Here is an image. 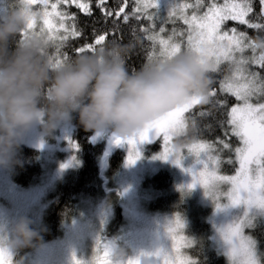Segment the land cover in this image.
<instances>
[{
  "label": "snow or ice",
  "instance_id": "1",
  "mask_svg": "<svg viewBox=\"0 0 264 264\" xmlns=\"http://www.w3.org/2000/svg\"><path fill=\"white\" fill-rule=\"evenodd\" d=\"M107 4L108 0H96L95 6L105 19L115 17L113 28L98 35L94 30V41L75 48L76 54L95 52L97 46L101 49L106 46L109 36L112 37V45L121 44L123 36L119 22L122 18L127 25L134 18L138 24L146 20L148 25L130 27L127 45L132 51L127 59L143 52L148 64L163 63L177 54L188 52L205 66L210 77L224 73L226 68L227 75L220 80L219 88L212 87L206 100L193 97L136 135L126 140L114 138V143L129 145V165L140 157L138 144L162 139L163 151L156 158L167 161L171 157L177 166H182L186 157L182 151L186 147L189 156L195 158V166L184 169L191 176L187 191L199 185L217 212L237 210L229 222L219 226L214 224L215 239L220 244L221 253L227 257L229 264H264V252L259 250L260 241L254 235L257 229L264 235V35L254 40L247 32L236 27L228 30L222 28L226 21H235L264 34V0H259L258 13L254 10L255 0H167L163 15L161 0H132L130 14L126 12L129 0H122L117 10H110ZM5 5L6 0H0V13L8 10L9 7ZM18 5L30 15L28 30L42 32L50 39L49 53L54 66L71 61L67 48L73 41L83 37V30L78 27L74 14L60 9L61 6L74 5L85 16H91V0H18ZM37 18H40L39 26ZM157 21L160 25L169 22L175 25L177 21H182L187 29L173 27L171 33L165 35L164 26L157 30ZM141 39L150 42V51H146L143 44H138ZM249 51L251 55L246 54ZM253 65L260 71L254 70ZM229 97L236 101L232 106H229ZM197 105L208 107L193 112ZM218 113L226 116V119L216 121L223 138L216 137L213 141L199 139L184 145L179 154L175 153L171 142L188 135L189 121L193 132L211 131L212 121ZM199 121L207 122L201 124ZM233 137L239 140V146L233 147L230 142ZM72 147L76 148L77 145L73 143ZM225 151L230 153L227 160L223 159ZM221 164H238L236 174H219ZM225 184L230 185V188L221 195V185ZM184 229L185 222L177 213L166 227L170 245L148 255L157 262L162 260V264H203L199 257L193 258L181 251L194 248L202 251L201 242L184 234ZM246 229L252 230L253 234L246 235ZM112 250L104 240L97 239L90 264H141L140 256L114 261ZM0 264H12L10 255L3 248H0ZM73 264L84 262L74 254Z\"/></svg>",
  "mask_w": 264,
  "mask_h": 264
},
{
  "label": "clouds",
  "instance_id": "2",
  "mask_svg": "<svg viewBox=\"0 0 264 264\" xmlns=\"http://www.w3.org/2000/svg\"><path fill=\"white\" fill-rule=\"evenodd\" d=\"M29 20L20 7L0 13V169L19 163L17 152L38 125L51 135L76 114L85 130H110L114 138L126 140L193 97L206 100L213 86L205 66L188 52L129 72L131 47L111 44L54 66L50 39L28 30ZM183 146L178 139L175 153ZM31 225L28 218H19L0 248L9 254L39 241ZM129 255L124 247L112 250L114 261Z\"/></svg>",
  "mask_w": 264,
  "mask_h": 264
},
{
  "label": "rangeland",
  "instance_id": "3",
  "mask_svg": "<svg viewBox=\"0 0 264 264\" xmlns=\"http://www.w3.org/2000/svg\"><path fill=\"white\" fill-rule=\"evenodd\" d=\"M166 3L167 0H161L162 15L166 12ZM14 5L19 6L18 0H6V7L10 8ZM39 23L40 18H37L38 26ZM177 23L180 24L179 27L176 26L178 30L186 31L187 26L183 25L182 21H177ZM237 25L239 24L235 21H226L222 28L228 30ZM184 40L186 41V35ZM246 54L251 55V52ZM257 54H259V50ZM252 68L256 70L258 67L253 65ZM73 131L74 127L70 122L56 129L51 135L45 134L39 125L27 135L22 144L40 152L42 174L35 184L27 187L16 186L11 177L12 169H0V245L11 238V229L21 217L31 220V226L37 230L43 227L44 214L51 201L50 193L56 183L68 171L77 166L75 157L77 148L72 147V144H75ZM111 136L110 130L100 134L93 132L90 142L92 144L105 142ZM154 143H157V151L146 154V147ZM175 144L173 140L171 146L173 147ZM163 147L162 139L138 144L137 150L140 152V157L134 164L129 165L127 160L130 149L127 143L124 144L121 167L110 177V184L107 188L108 191H112L113 195L119 196L122 226L116 239H107L105 236L106 228L112 221L115 212L112 197L86 199L81 202L78 215L64 227L59 238L40 244L31 253L25 255L19 264H73L74 254L84 264H90L97 239L104 240L112 248L124 247L130 250L129 258L134 256L154 258L148 254L170 245L171 241L166 227L175 217L173 214L151 213L145 208L152 194L145 187L143 181L159 170H167L171 173L174 179L173 190L192 195L197 203L209 209L208 222L211 228V241L215 249L221 253L220 244L215 239L214 224L219 226L229 222L237 210L227 209L217 212L213 202L199 185L191 191H187L186 186L191 183V176L184 169L195 166V158L189 156L185 147L182 154L186 157L182 161V166H177L172 162L171 157L167 161L156 158L163 151ZM197 167L199 166L197 165ZM223 187H226L225 191H222ZM229 188L230 185H221V195L226 193ZM184 222L185 231L187 222L185 220ZM245 234L249 235L248 229L245 230ZM185 250L181 249L184 253ZM5 251L8 249L5 248ZM15 251L16 249L9 252L11 261ZM99 255L102 256V252ZM224 258L226 264H229L227 257L224 256ZM159 262L162 264V260Z\"/></svg>",
  "mask_w": 264,
  "mask_h": 264
},
{
  "label": "trees",
  "instance_id": "4",
  "mask_svg": "<svg viewBox=\"0 0 264 264\" xmlns=\"http://www.w3.org/2000/svg\"><path fill=\"white\" fill-rule=\"evenodd\" d=\"M95 3L96 0H91V16H85L74 5L71 7L61 6L62 11H68L77 17L78 27L83 30V37L73 41L67 48V52L69 53L71 60L79 55L74 52L75 48L80 47L85 43H92L94 41V30L98 35L113 28V21L115 17L105 19L101 11L95 6ZM121 3L122 0H108L107 7L110 10H117ZM132 8V0H129L126 12L130 14ZM254 10L257 13L259 12V0H255ZM68 23H71V21H68ZM119 23L120 32L123 36L122 45L128 44L130 27L136 25L137 28H139L140 24L145 26L148 25V21L142 20L138 24L134 18H132L127 25L123 23L122 18ZM160 26L165 27V35H167L171 33L173 27H179L180 24L176 23L174 25L169 22L166 25H160L159 21H157V30ZM236 27L240 31L247 32V34L254 40L258 36L264 35L259 33L258 30L248 29L245 25H237ZM111 39L112 37L109 36L108 40L105 42L106 46L111 45ZM138 44H143L146 51L151 50L152 46L150 42L141 39L138 41ZM99 47L100 46H97V49ZM49 51H51V48ZM127 57L126 66L129 72L138 71L148 64L143 52L139 56L133 55L130 60L127 59ZM256 70L260 71L259 68ZM224 75H227L226 68L222 74H213L211 77L213 80L212 87L218 89L219 82L223 79ZM228 99L229 106L236 103L233 97H229ZM207 107V105H197L193 109V112H197L200 109ZM220 119H226V116H222L218 113L212 121L213 130L200 131L199 133L193 132L191 129V121H189L188 135L174 139V142L177 143V140L179 139L183 142V145H188L199 139L213 141L216 137L223 138L222 130L216 123V121ZM71 122L74 127L73 139L77 145L75 153L77 166L76 168L68 171L64 177L56 183L50 193L51 201L44 214V225L40 230H38L41 239L39 241H33L32 246L17 248L12 259V264H19L20 260L25 255L31 253L40 244L59 238L62 235L64 227L78 215L81 202L86 199L99 197L106 198L109 196L112 197L114 200L113 205L115 212L112 221L110 222L108 228H106L105 236L107 239H116V236H118L119 230L122 226V214L119 212V196L113 195L112 191H108L107 188L110 184V177L119 171L121 167L123 161V150L115 153V155L109 160L103 172V176L107 180L106 184L103 186V181H101L102 179L99 176V164L105 142L92 144L90 142V137L94 131L85 130V128L79 123V119L76 114H74V118ZM199 122L203 124L207 121ZM230 142L233 147L239 146L240 143L239 140L234 137L231 138ZM156 148L157 143L148 145L145 153H154L157 151ZM229 155L230 153L225 151L223 159L227 160ZM17 159L19 163L12 169L11 173L13 183L19 187H27L35 184L42 174V168L40 166V152L37 149L21 144L17 152ZM237 167L238 164H221L219 174L234 175ZM143 184L152 194L145 205L146 210L156 214L176 215L179 213L187 222L185 234L201 242V252L198 248L191 250L186 249V254L191 255L193 258L199 257L203 261V264H226L224 256L215 249L211 241V228L210 223L208 222L209 209L207 207L197 203L192 195L186 194L183 191L173 190L174 179L171 173L167 170H159L152 176L146 177ZM225 190L226 187H223L222 191ZM249 234H253L252 230H249ZM254 235L259 238L260 241L259 250L264 252V235H261V231L259 229L255 231Z\"/></svg>",
  "mask_w": 264,
  "mask_h": 264
},
{
  "label": "water",
  "instance_id": "5",
  "mask_svg": "<svg viewBox=\"0 0 264 264\" xmlns=\"http://www.w3.org/2000/svg\"><path fill=\"white\" fill-rule=\"evenodd\" d=\"M125 143H122L120 145H117L114 143V137L111 136L109 139H107L104 143L103 151L100 158V164H99V176L103 181V186L106 184V179L103 176V172L109 162V160L117 153L118 151L122 150Z\"/></svg>",
  "mask_w": 264,
  "mask_h": 264
},
{
  "label": "flooded vegetation",
  "instance_id": "6",
  "mask_svg": "<svg viewBox=\"0 0 264 264\" xmlns=\"http://www.w3.org/2000/svg\"><path fill=\"white\" fill-rule=\"evenodd\" d=\"M141 258V264H161L160 262H157L155 258H148V257H140Z\"/></svg>",
  "mask_w": 264,
  "mask_h": 264
}]
</instances>
